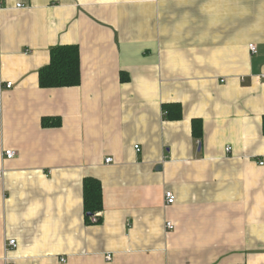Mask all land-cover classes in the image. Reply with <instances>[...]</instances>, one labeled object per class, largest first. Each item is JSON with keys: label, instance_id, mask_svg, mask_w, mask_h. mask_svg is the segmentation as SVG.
<instances>
[{"label": "crops", "instance_id": "1", "mask_svg": "<svg viewBox=\"0 0 264 264\" xmlns=\"http://www.w3.org/2000/svg\"><path fill=\"white\" fill-rule=\"evenodd\" d=\"M263 76L264 0H0V264H264Z\"/></svg>", "mask_w": 264, "mask_h": 264}, {"label": "trees", "instance_id": "2", "mask_svg": "<svg viewBox=\"0 0 264 264\" xmlns=\"http://www.w3.org/2000/svg\"><path fill=\"white\" fill-rule=\"evenodd\" d=\"M50 64L39 71V85L42 89L78 87L81 84L80 49L76 45L57 46L50 51ZM122 80L125 81L123 78ZM178 104L164 105L168 118H173L174 109ZM180 111V110H179ZM180 118V113L177 116ZM60 118H46L42 121L44 128L61 127ZM193 135L200 139L202 129L200 121L193 123ZM84 209L86 221L90 223L93 216L103 211V189L99 180L86 178L83 183ZM101 222L98 217L97 223Z\"/></svg>", "mask_w": 264, "mask_h": 264}, {"label": "built area", "instance_id": "3", "mask_svg": "<svg viewBox=\"0 0 264 264\" xmlns=\"http://www.w3.org/2000/svg\"><path fill=\"white\" fill-rule=\"evenodd\" d=\"M250 49H251V52L253 54H255L257 52V48L255 45H251L250 46ZM264 78V76H263ZM13 87V83L12 82H9L7 83L6 85V89H12ZM0 114H1V109H0ZM137 151H140V147L139 146H136L135 147ZM232 149L231 147H228L227 148V152H230ZM17 155V153L15 151H12V150H8V151H5L4 152V156L7 158V159H13L15 156ZM113 161L111 159L107 160V163H112ZM260 165H264L263 163H261ZM3 176V171L0 170V178H2ZM176 201V198H175V195L172 193V192H167L166 193V202L168 205H173ZM167 229L168 230H174V225L171 223V222H168L167 223ZM17 247V242L16 240H12L9 242L8 244V247L6 248V250L8 251L9 248L13 249V248H16ZM111 259V256H108L107 257V260H110Z\"/></svg>", "mask_w": 264, "mask_h": 264}]
</instances>
